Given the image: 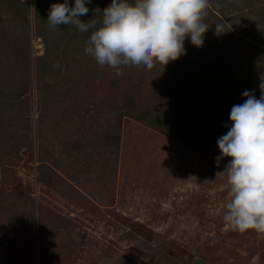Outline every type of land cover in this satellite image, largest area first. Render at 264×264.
Listing matches in <instances>:
<instances>
[{"label": "rangeland", "instance_id": "1", "mask_svg": "<svg viewBox=\"0 0 264 264\" xmlns=\"http://www.w3.org/2000/svg\"><path fill=\"white\" fill-rule=\"evenodd\" d=\"M63 2L0 0V264H264L215 159L261 95L264 0H209L203 46L120 76L85 53L92 29L49 27ZM85 2L102 22L112 0Z\"/></svg>", "mask_w": 264, "mask_h": 264}, {"label": "clouds", "instance_id": "2", "mask_svg": "<svg viewBox=\"0 0 264 264\" xmlns=\"http://www.w3.org/2000/svg\"><path fill=\"white\" fill-rule=\"evenodd\" d=\"M209 6V0H112L103 10L102 22H85L80 18L89 12L85 0H75L74 6L64 0L51 5L47 21L53 30L60 25L81 32L92 29L85 53L120 76L122 67L152 70L157 63L165 67L186 54L188 37L194 46H203L209 29L203 19ZM225 31L223 24H216V35ZM259 87V99L254 92L242 93L247 99L232 106L229 118L233 123L217 141L221 152L215 158L217 167L224 157L232 158L216 174L226 173L230 186L223 219L240 232L264 233V80Z\"/></svg>", "mask_w": 264, "mask_h": 264}, {"label": "trees", "instance_id": "3", "mask_svg": "<svg viewBox=\"0 0 264 264\" xmlns=\"http://www.w3.org/2000/svg\"><path fill=\"white\" fill-rule=\"evenodd\" d=\"M48 47V46H47ZM47 50H48V48H47ZM46 55H48V52L45 54V56ZM43 67H42V73L44 74L45 73V71L48 69V66H46V65H42ZM47 78V77H46ZM148 113L146 112V113H144L143 115H147ZM162 120H165V116L164 117H162ZM167 127H170V126H167ZM109 145H110V142H109Z\"/></svg>", "mask_w": 264, "mask_h": 264}]
</instances>
